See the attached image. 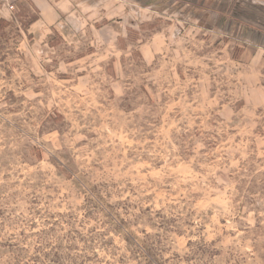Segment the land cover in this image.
Instances as JSON below:
<instances>
[{
    "label": "rangeland",
    "instance_id": "rangeland-1",
    "mask_svg": "<svg viewBox=\"0 0 264 264\" xmlns=\"http://www.w3.org/2000/svg\"><path fill=\"white\" fill-rule=\"evenodd\" d=\"M97 1L0 12V264H264V1Z\"/></svg>",
    "mask_w": 264,
    "mask_h": 264
},
{
    "label": "crops",
    "instance_id": "crops-1",
    "mask_svg": "<svg viewBox=\"0 0 264 264\" xmlns=\"http://www.w3.org/2000/svg\"><path fill=\"white\" fill-rule=\"evenodd\" d=\"M29 3V5H33L36 7L39 18H37L36 22L31 25L32 30L35 34L38 35L40 43H45L44 36H47L49 32H53L54 29L59 30L58 28L63 29L64 22H66L67 18L75 19L76 14L75 11L76 6L81 4L86 5L89 2V5H93V7H101V1H93L90 0H25ZM22 0V2H25ZM138 1V0H137ZM153 1V0H152ZM264 1V0H261ZM21 2V1H20ZM144 0H142V3ZM209 2V3H206ZM228 0H205L204 7H206L207 13H211V15L217 16L219 15L220 9L226 5ZM27 3V4H28ZM151 0L146 1V6L150 10H154V6L151 5ZM159 4V3H158ZM192 5V4H191ZM162 6V4H161ZM264 8V5L260 3L259 9ZM0 12H6L8 14L9 10L7 7L6 0H0ZM245 27L253 28V30L248 32L246 42L248 44L243 52V61L247 62L246 65L251 66V63L255 65V60L258 58L259 63L264 69V59L262 63V58L264 57V19L261 14H256L253 17V20H247V24ZM44 35V33H46ZM59 32H62L63 30ZM47 43V42H46ZM258 71V68H255ZM259 79L262 76V69H259ZM257 90L260 94H264V86L257 87Z\"/></svg>",
    "mask_w": 264,
    "mask_h": 264
},
{
    "label": "built area",
    "instance_id": "built-area-1",
    "mask_svg": "<svg viewBox=\"0 0 264 264\" xmlns=\"http://www.w3.org/2000/svg\"><path fill=\"white\" fill-rule=\"evenodd\" d=\"M20 1H22V0H6L8 10L10 12L15 11V8H16L17 3L20 2Z\"/></svg>",
    "mask_w": 264,
    "mask_h": 264
},
{
    "label": "trees",
    "instance_id": "trees-1",
    "mask_svg": "<svg viewBox=\"0 0 264 264\" xmlns=\"http://www.w3.org/2000/svg\"><path fill=\"white\" fill-rule=\"evenodd\" d=\"M33 21L35 22V21H36V19H35V20H33ZM2 24H3V22H1V21H0V25H2ZM52 46H53V45H52Z\"/></svg>",
    "mask_w": 264,
    "mask_h": 264
}]
</instances>
